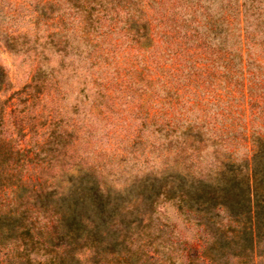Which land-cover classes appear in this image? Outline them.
Wrapping results in <instances>:
<instances>
[{"label": "trees", "instance_id": "obj_1", "mask_svg": "<svg viewBox=\"0 0 264 264\" xmlns=\"http://www.w3.org/2000/svg\"><path fill=\"white\" fill-rule=\"evenodd\" d=\"M33 8L35 20L53 28L35 37L0 32L5 49L36 59L13 94L27 113L49 93L67 108L45 115L40 108L26 130L17 125L18 140L3 136L0 114V264H115L120 251L122 264H194L191 253L184 263L156 255L171 244L154 223L166 200L205 226L207 264H264V139L249 132L247 154L233 159L216 151L220 135L207 137L208 122L194 112L199 97L231 92L229 85L244 102L264 97V0H49ZM109 33L127 55H117L107 80ZM111 79L117 106L135 99L134 140L148 131L172 158L119 189L81 155L67 154L91 106L111 110ZM213 106L206 101L202 111ZM28 132L36 149L26 157L18 141ZM207 155L212 166L195 171Z\"/></svg>", "mask_w": 264, "mask_h": 264}, {"label": "rangeland", "instance_id": "obj_2", "mask_svg": "<svg viewBox=\"0 0 264 264\" xmlns=\"http://www.w3.org/2000/svg\"><path fill=\"white\" fill-rule=\"evenodd\" d=\"M36 1L49 0H0L2 6L0 32L13 36L26 34L29 37H35L43 35L53 28V21L43 23L35 20L33 3ZM104 39L107 40L109 45H113L111 48L112 57L108 56L111 62L104 69V77L108 80L110 79L108 75H112L113 69H117V55L126 56L127 54L125 51H117V35L109 33ZM262 49L264 50V48ZM35 65V57L9 52L0 42V67L6 80V84L0 89L1 132L5 137H8V135L11 137L16 136L15 138L18 140L19 136L15 134L17 125L26 130L27 125L32 123L29 116L39 118L40 108H43L41 111L44 115L48 110H52L57 106L67 108L64 101L58 99L55 94L49 93L44 95L41 100L36 101L29 108L28 113L25 111L23 104L13 92L19 90L22 85L29 81ZM112 79L109 81L112 83L106 84L108 87L107 102H112L111 110H107L103 104L91 106L88 114L86 113L83 119V127L78 128L77 138L69 145L67 154L81 155L84 161L95 165L99 177H103L105 182L119 189L134 175L147 173L151 171L152 167L153 169H159L163 163L170 162L172 158L166 156V152L157 147V141L149 135L148 131H144L135 142L136 140L133 138L136 128L134 117L137 115L135 99L126 100L124 104L117 106V84ZM228 87L231 92L222 93L217 91L209 93L208 96L204 94L199 97V104L194 112L198 115L203 113L204 121L208 122L209 131L205 129V131H208L206 133L207 137L211 135L212 138L213 136L217 137L218 134L220 135L221 140L215 147L216 151L229 150L232 151V157H235L233 159H240L247 154L249 144L246 139L249 132L256 133L264 139V97L256 95L252 96L251 100L247 98L248 102H244L236 91L237 85L232 87L229 85ZM157 99L153 100L152 98L149 101L156 103ZM206 101H211L214 106L210 111L204 113L202 110ZM159 102L157 103L160 106L158 116L167 108V104L163 100ZM144 103L146 104V101ZM176 108L178 109V107ZM186 114L188 115V112ZM228 132V142L225 144L224 133ZM32 138L28 132L25 134L24 140H20L22 142L18 141L21 153L26 157L31 156L36 149L33 146ZM212 149L208 147L203 150L210 152ZM213 161V157L209 155L203 156V158L200 157L195 160L193 169L204 173ZM34 171H36V167L28 168L26 174ZM72 172L74 173L75 170H72ZM7 192L6 190L5 194L10 197ZM154 215L157 217L154 223H161L160 226L162 227L158 235L159 238L171 241L169 246L167 244L165 248H160L156 255L164 254L166 256L170 254L173 258H176L177 262L184 263L186 262L184 256L191 253L194 257L191 261L194 264L209 263L203 252L205 241L208 238V232L203 223L185 220L175 205L168 200L161 201L156 205ZM124 254L125 251H120L117 254V263L115 264H122L119 255L123 256ZM148 254L150 255L151 251H148Z\"/></svg>", "mask_w": 264, "mask_h": 264}]
</instances>
